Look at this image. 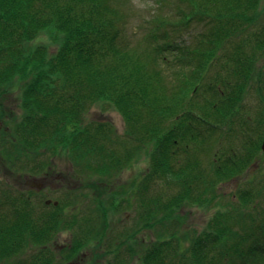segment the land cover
I'll use <instances>...</instances> for the list:
<instances>
[{"label": "trees", "instance_id": "obj_1", "mask_svg": "<svg viewBox=\"0 0 264 264\" xmlns=\"http://www.w3.org/2000/svg\"><path fill=\"white\" fill-rule=\"evenodd\" d=\"M126 1L0 0V96L18 86L22 112L11 133L3 132L13 138L0 134V145L63 153L87 178H113L135 157L147 159L133 220L156 229L155 237L143 242L137 231L118 230L98 251L116 257L123 248L124 257L105 264H264V204L257 207L264 183L240 186L235 200L216 207L217 183L260 155L264 0H155L166 10L149 14L132 32L136 39L121 9ZM251 98L260 104L250 128V105L243 103ZM97 101L121 115L122 133L110 122L87 121ZM150 184L157 194H147ZM84 185L99 190L91 180ZM101 191L106 199L94 195L91 214L82 216L66 211L67 197L36 212L25 192L0 188V261L59 264L79 257L102 264L98 251L91 261L80 251L91 243L98 248L95 239L107 243L109 216L125 206ZM184 203L215 208L185 247L173 232L174 211ZM62 230L70 238L58 255L50 241ZM29 246L38 251L25 256Z\"/></svg>", "mask_w": 264, "mask_h": 264}, {"label": "rangeland", "instance_id": "obj_2", "mask_svg": "<svg viewBox=\"0 0 264 264\" xmlns=\"http://www.w3.org/2000/svg\"><path fill=\"white\" fill-rule=\"evenodd\" d=\"M157 5L158 3L155 0H127L125 4H121V9L125 11L127 15L126 25L130 38H138V36H133L132 32L139 30L143 26V22L146 18L149 17V14H151V16L153 14L157 15V13H161L166 10L165 7H163L162 10H159V7H157ZM42 37L43 34L41 35V38ZM19 92V87L14 86L11 88H5V92L0 96V134L1 136L3 135L7 137V141H11L14 136L10 134L11 132L9 130H12L16 127L22 115L21 110H19L18 107L14 105L16 103L17 97L19 96ZM259 104V101L255 98H251L249 101L244 102L243 105H250V107L245 108V115L253 116L254 111L259 109ZM86 119L87 121L110 122L119 133H121L124 129L123 120L120 114L112 106L103 101H97L91 106V108L87 112ZM236 125H238L237 121L234 122L233 127ZM8 127H10V129H8ZM239 128L234 129L238 131ZM7 131H9L10 133L6 134ZM234 141H237L239 143V137H236ZM224 145L225 138H222L219 146L224 147ZM4 149H6V147L1 145L0 152H2L3 154L2 156H0V160L3 159V165L2 167H0V170L9 169L7 168L8 161L13 160V156L9 157V154L4 153ZM33 156L34 155L32 154L30 156H27L29 159L28 161H31ZM46 158L50 161L51 165L50 168H48L43 173L39 175H32L27 173H20L19 175H16L8 172L5 175L0 174V181L5 184L13 185L15 187H31L34 186L36 182L37 184L40 183L39 180L42 177H45V183L41 184L42 188L39 189L36 197H34L37 203L35 204V206L37 205L36 212L40 210L38 207H44L42 206L44 200H62L63 195L60 194V191H62L64 188H76V191L80 193V195L78 196L77 194L75 198H73L74 196L68 195V198H70V200L72 201L67 205V210L71 212L79 210V213L82 216L91 214L90 210L93 207V203L90 200L93 195L91 190L86 186H82V188L79 189V187L84 183L83 180H91L93 182H96L98 184L97 186L100 185L101 187L108 186L111 193H115L118 190L119 187H114L118 183L120 186H122V191L125 192V201H127V203H129L130 205L126 204L128 207L123 210V212L116 213V215L114 216L119 220L123 219L124 217L125 219H128L126 217L130 213V211L133 210L132 207L135 205V201L133 194L134 191L129 192L127 185H130L128 182L135 181L136 179L137 183H139L141 174L145 169L147 163L145 159L136 160L135 158L131 160L127 164L128 169L117 173L115 176H113V178H100L98 175H91V177L87 178L83 173L81 175H78L76 171V173L73 172L71 162L63 153L55 155L54 157L46 156ZM257 162L258 163L256 164L255 168L248 170L246 174L241 175L237 183H244L246 181H249L255 178L257 174L263 175L260 181L264 180V156L259 158ZM221 187L224 188L226 196L230 195L236 188L230 182L224 183V186ZM102 189H100L99 187V190L95 189L93 193H95L96 196L105 197V192L101 191ZM212 211L213 208L208 209V207L189 204H183L177 208L174 213L176 215L175 218L178 220V225L174 227L173 232L178 234V236L183 239L182 245L184 247L189 243L194 233L198 232L202 227H204L205 222ZM134 224L135 229L139 230L136 237L139 236V238H143L144 241L152 240L155 237V234L157 232L156 229L146 228L144 226V223L138 221ZM69 238L70 234L67 231L58 232L50 241V245L53 247V252L58 253L55 251V249H58L59 255L61 253V245H66V242H68ZM95 243H97V245L100 244L99 247L101 249L104 248L103 246L105 242L101 243L98 239H95ZM138 243H140V241H138ZM47 245L50 246L48 243ZM90 247L91 245H88L83 248L81 254L89 253V249H91ZM33 250L34 246H30L26 249L25 255L33 252ZM76 259L70 261H75ZM100 262L102 264L104 263L103 256H101ZM0 264H7V261H0Z\"/></svg>", "mask_w": 264, "mask_h": 264}, {"label": "flooded vegetation", "instance_id": "obj_3", "mask_svg": "<svg viewBox=\"0 0 264 264\" xmlns=\"http://www.w3.org/2000/svg\"><path fill=\"white\" fill-rule=\"evenodd\" d=\"M41 179H42L41 180V184L42 183H45L46 178L45 177H42ZM41 184L39 183V184H36L34 186H31V187L28 188V190L31 191L32 193H37V192H39V189L42 188V185Z\"/></svg>", "mask_w": 264, "mask_h": 264}, {"label": "water", "instance_id": "obj_4", "mask_svg": "<svg viewBox=\"0 0 264 264\" xmlns=\"http://www.w3.org/2000/svg\"><path fill=\"white\" fill-rule=\"evenodd\" d=\"M261 150L264 152V137H263L262 143H261Z\"/></svg>", "mask_w": 264, "mask_h": 264}]
</instances>
